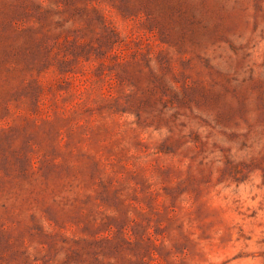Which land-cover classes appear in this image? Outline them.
Instances as JSON below:
<instances>
[{"label":"rangeland","instance_id":"obj_1","mask_svg":"<svg viewBox=\"0 0 264 264\" xmlns=\"http://www.w3.org/2000/svg\"><path fill=\"white\" fill-rule=\"evenodd\" d=\"M0 264H264V0H0Z\"/></svg>","mask_w":264,"mask_h":264}]
</instances>
